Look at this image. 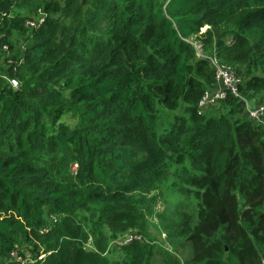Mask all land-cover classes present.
<instances>
[{"label":"trees","instance_id":"1","mask_svg":"<svg viewBox=\"0 0 264 264\" xmlns=\"http://www.w3.org/2000/svg\"><path fill=\"white\" fill-rule=\"evenodd\" d=\"M207 57L237 95L199 112ZM244 100L264 0H0V264H263Z\"/></svg>","mask_w":264,"mask_h":264},{"label":"built area","instance_id":"2","mask_svg":"<svg viewBox=\"0 0 264 264\" xmlns=\"http://www.w3.org/2000/svg\"><path fill=\"white\" fill-rule=\"evenodd\" d=\"M196 50L198 53L197 45ZM206 59L211 62L215 68V85H217V90L215 92L210 90L204 94L198 104L199 112H201V110L206 111L212 106H215L218 101L225 98L227 91H230L233 94L237 95L236 86L238 83V79L234 76L232 70L225 65L218 64L214 57H207ZM10 82L13 87H17V82L15 80H11ZM244 102L246 108L245 113L247 117L264 126V104L255 105L253 109H250L248 107V101L244 100ZM132 239L133 237L129 236L125 242H129Z\"/></svg>","mask_w":264,"mask_h":264},{"label":"rangeland","instance_id":"3","mask_svg":"<svg viewBox=\"0 0 264 264\" xmlns=\"http://www.w3.org/2000/svg\"><path fill=\"white\" fill-rule=\"evenodd\" d=\"M203 31H204V29L202 30V32H203ZM193 44H194V45H197L198 53L201 55L200 45L197 44V42H195V41L193 42ZM210 90H212L213 92H215V91L217 90V85H213V86L211 87ZM122 240H123V239L121 238V239L118 240V242H119V243H122Z\"/></svg>","mask_w":264,"mask_h":264},{"label":"water","instance_id":"4","mask_svg":"<svg viewBox=\"0 0 264 264\" xmlns=\"http://www.w3.org/2000/svg\"><path fill=\"white\" fill-rule=\"evenodd\" d=\"M254 106H255V100H249V101H248V107H249L250 109H253Z\"/></svg>","mask_w":264,"mask_h":264}]
</instances>
